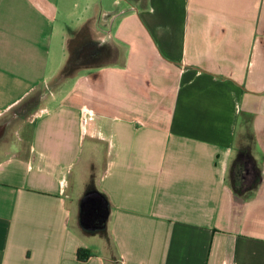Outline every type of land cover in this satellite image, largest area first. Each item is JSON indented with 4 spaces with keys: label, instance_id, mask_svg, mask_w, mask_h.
Returning a JSON list of instances; mask_svg holds the SVG:
<instances>
[{
    "label": "crops",
    "instance_id": "0c3cea01",
    "mask_svg": "<svg viewBox=\"0 0 264 264\" xmlns=\"http://www.w3.org/2000/svg\"><path fill=\"white\" fill-rule=\"evenodd\" d=\"M0 264H264V0H0Z\"/></svg>",
    "mask_w": 264,
    "mask_h": 264
},
{
    "label": "trees",
    "instance_id": "16d2710c",
    "mask_svg": "<svg viewBox=\"0 0 264 264\" xmlns=\"http://www.w3.org/2000/svg\"><path fill=\"white\" fill-rule=\"evenodd\" d=\"M251 119L252 114L248 111L241 112V125L239 132L237 134V143L239 147V153L235 163L232 166L231 175L233 178L234 183L233 187L236 191L242 194L243 197H250L254 194L257 186H258V179H259V168L257 166L256 161L248 155V150H245V139L244 134L245 132H250L252 135V141L254 144V133L251 129ZM242 129V130H241ZM240 137L244 136L243 139L239 141ZM237 181H240V188L236 184ZM90 253L85 248H78L77 249V258L81 261L86 260L89 257Z\"/></svg>",
    "mask_w": 264,
    "mask_h": 264
},
{
    "label": "rangeland",
    "instance_id": "374dc122",
    "mask_svg": "<svg viewBox=\"0 0 264 264\" xmlns=\"http://www.w3.org/2000/svg\"><path fill=\"white\" fill-rule=\"evenodd\" d=\"M37 94H32L29 98H28V100H27V104L25 105V106H17V108H15V109H13L12 111H10L8 114H10L13 118H12V124L13 125H16V124H18V122L23 118L22 116H21V114L23 115V114H27V113H29L30 111H31V109L33 108V106H35V104H36V102H37ZM28 108V109H27ZM15 127V126H14ZM242 130V129H241ZM241 135H239V141L238 142H240L242 139H243V137H244V139H245V142H246V146H245V150H247V149H250L251 150V148H252V143H253V141H252V135L250 134V132H245V134H244V136H242V137H240ZM9 138V137H8ZM232 173L230 172V174H229V181L231 182V183H234V181H233V178H232V175H231ZM240 181H237L236 182V184L239 186L240 185V183H239ZM239 188H240V186H239Z\"/></svg>",
    "mask_w": 264,
    "mask_h": 264
},
{
    "label": "water",
    "instance_id": "95a60500",
    "mask_svg": "<svg viewBox=\"0 0 264 264\" xmlns=\"http://www.w3.org/2000/svg\"><path fill=\"white\" fill-rule=\"evenodd\" d=\"M90 195L91 194H87L85 196V198L83 199V201L87 200V197ZM83 204H84V202H83ZM83 204H82V207H83ZM83 224L86 225V227H88V228H93V229L102 228L105 226V216L99 222H96L93 224H89V223H83Z\"/></svg>",
    "mask_w": 264,
    "mask_h": 264
}]
</instances>
